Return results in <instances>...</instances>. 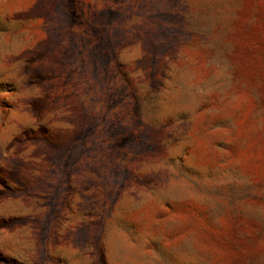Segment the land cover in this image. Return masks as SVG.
<instances>
[{"label":"rangeland","instance_id":"obj_1","mask_svg":"<svg viewBox=\"0 0 264 264\" xmlns=\"http://www.w3.org/2000/svg\"><path fill=\"white\" fill-rule=\"evenodd\" d=\"M0 264H264V0H0Z\"/></svg>","mask_w":264,"mask_h":264}]
</instances>
